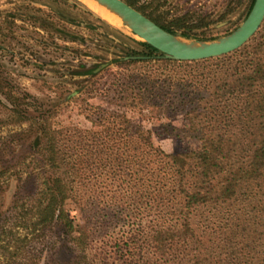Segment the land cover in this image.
Wrapping results in <instances>:
<instances>
[{
  "label": "trees",
  "instance_id": "obj_1",
  "mask_svg": "<svg viewBox=\"0 0 264 264\" xmlns=\"http://www.w3.org/2000/svg\"><path fill=\"white\" fill-rule=\"evenodd\" d=\"M124 1L184 37L202 39L210 24ZM139 43L90 90L109 97L86 109L90 128L47 125L32 142L37 186L14 198L0 264L45 254L46 264H264V24L240 49L202 60ZM131 112L180 118L166 130L198 145L166 152Z\"/></svg>",
  "mask_w": 264,
  "mask_h": 264
},
{
  "label": "rangeland",
  "instance_id": "obj_2",
  "mask_svg": "<svg viewBox=\"0 0 264 264\" xmlns=\"http://www.w3.org/2000/svg\"><path fill=\"white\" fill-rule=\"evenodd\" d=\"M157 2L169 17L190 12L210 22L199 33L202 39L213 40L243 23L250 0ZM119 25L105 21L84 0H0V231L11 223L15 196L33 192L37 186L27 164L36 156L32 142L42 134L41 128H90L86 109L109 100L90 90L106 87L110 73L120 70L128 53L143 51L141 39ZM91 68L93 73L83 74ZM129 114L166 152L198 145L166 130L167 122L180 126V118ZM67 206L76 222L82 223L79 211L70 202ZM34 246L35 250L44 247L39 242ZM46 259L45 254L40 264H46Z\"/></svg>",
  "mask_w": 264,
  "mask_h": 264
},
{
  "label": "water",
  "instance_id": "obj_3",
  "mask_svg": "<svg viewBox=\"0 0 264 264\" xmlns=\"http://www.w3.org/2000/svg\"><path fill=\"white\" fill-rule=\"evenodd\" d=\"M96 1L119 16L121 25L142 42L155 47L166 58L180 61L202 60L234 52L248 43L264 23V0H255L246 19L230 34L213 40L188 38L167 31L124 0Z\"/></svg>",
  "mask_w": 264,
  "mask_h": 264
},
{
  "label": "bare ground",
  "instance_id": "obj_4",
  "mask_svg": "<svg viewBox=\"0 0 264 264\" xmlns=\"http://www.w3.org/2000/svg\"><path fill=\"white\" fill-rule=\"evenodd\" d=\"M84 2L105 21L115 25L122 24V20L119 16L109 11L107 8L99 4L96 0H84Z\"/></svg>",
  "mask_w": 264,
  "mask_h": 264
}]
</instances>
